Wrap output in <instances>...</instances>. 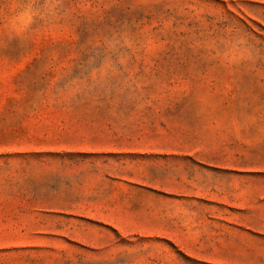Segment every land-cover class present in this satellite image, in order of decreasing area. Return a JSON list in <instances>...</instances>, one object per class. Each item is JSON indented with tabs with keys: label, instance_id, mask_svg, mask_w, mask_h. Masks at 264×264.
<instances>
[{
	"label": "rangeland",
	"instance_id": "1",
	"mask_svg": "<svg viewBox=\"0 0 264 264\" xmlns=\"http://www.w3.org/2000/svg\"><path fill=\"white\" fill-rule=\"evenodd\" d=\"M0 264H264V0H0Z\"/></svg>",
	"mask_w": 264,
	"mask_h": 264
},
{
	"label": "trees",
	"instance_id": "2",
	"mask_svg": "<svg viewBox=\"0 0 264 264\" xmlns=\"http://www.w3.org/2000/svg\"><path fill=\"white\" fill-rule=\"evenodd\" d=\"M119 22V19H117V20H113L112 19V16H110L109 15V13H106V16L102 19V21H100V23H103V24H105L106 26H108V27H114L115 26V24L116 23H118ZM108 35V36H107ZM105 36H107V38L109 37V36H111V34H110V31H108L107 33H106V35ZM106 38V37H105ZM110 39H108V41H109ZM100 42H101V47L103 48V49H106L107 47H106V45H104V42H105V40H100Z\"/></svg>",
	"mask_w": 264,
	"mask_h": 264
}]
</instances>
